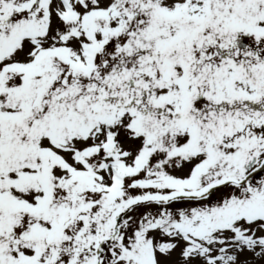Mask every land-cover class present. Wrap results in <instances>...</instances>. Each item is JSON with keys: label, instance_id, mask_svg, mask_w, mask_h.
<instances>
[{"label": "snow or ice", "instance_id": "obj_1", "mask_svg": "<svg viewBox=\"0 0 264 264\" xmlns=\"http://www.w3.org/2000/svg\"><path fill=\"white\" fill-rule=\"evenodd\" d=\"M0 264H264V0H0Z\"/></svg>", "mask_w": 264, "mask_h": 264}]
</instances>
